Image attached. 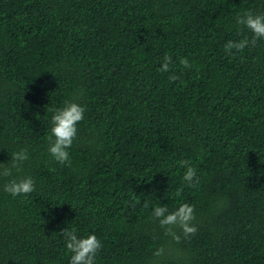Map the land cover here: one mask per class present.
<instances>
[{"label":"trees","instance_id":"16d2710c","mask_svg":"<svg viewBox=\"0 0 264 264\" xmlns=\"http://www.w3.org/2000/svg\"><path fill=\"white\" fill-rule=\"evenodd\" d=\"M248 10L264 0H0V164L29 153L0 175V264H69L65 228L101 240L96 264H264V39L225 49ZM67 102L85 108L70 166L47 140ZM181 203L198 231L177 243L152 209Z\"/></svg>","mask_w":264,"mask_h":264},{"label":"clouds","instance_id":"9594fccd","mask_svg":"<svg viewBox=\"0 0 264 264\" xmlns=\"http://www.w3.org/2000/svg\"><path fill=\"white\" fill-rule=\"evenodd\" d=\"M236 24L248 28L252 33V37H244L238 41H227L225 49L231 52L235 49L237 52H243L249 46L255 47L257 41L264 39V14H254L251 10L245 11L242 14H237ZM172 63V57L165 55L164 62L160 68L162 72H168ZM179 63L184 68H191L187 57L181 58ZM179 79L176 75H171L169 80L175 82ZM85 108L75 102H67L63 108L55 110L51 119V134L47 137L49 142V153L55 161L61 165H71L70 153L68 149L71 148L73 141L77 136V125L84 119ZM29 153L27 149H21L11 156L12 167H4L5 164H0L3 171L0 175L12 176V168L19 170L23 162L27 161ZM182 168H185L183 180L189 185L196 178V169L191 166L190 161L183 160L178 162ZM5 192L11 194L13 197L19 195H28L35 191V181L31 176L23 178H13L4 185ZM183 189L177 190V196ZM145 207H148L147 203ZM152 216L159 220V224L165 229L166 235H171L173 239L179 243L180 236L174 231V228L182 230L183 235L188 237L195 235L198 231L193 224L195 220L194 205L189 203H181L179 207L171 212L166 205L158 204L152 209ZM65 240V247L71 253L69 264H96V256L102 248L101 240L95 234H88L86 237H78L76 230L65 228L60 233ZM163 248L157 249L155 255H161Z\"/></svg>","mask_w":264,"mask_h":264}]
</instances>
